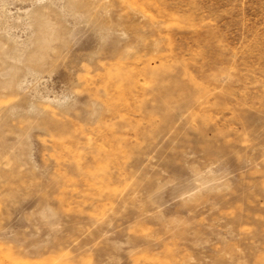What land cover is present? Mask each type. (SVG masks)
I'll list each match as a JSON object with an SVG mask.
<instances>
[{"label":"rangeland","instance_id":"1","mask_svg":"<svg viewBox=\"0 0 264 264\" xmlns=\"http://www.w3.org/2000/svg\"><path fill=\"white\" fill-rule=\"evenodd\" d=\"M0 264H264V0H0Z\"/></svg>","mask_w":264,"mask_h":264}]
</instances>
